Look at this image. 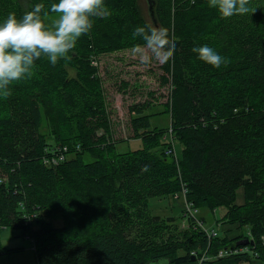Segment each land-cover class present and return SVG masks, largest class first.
<instances>
[{
  "label": "trees",
  "instance_id": "trees-1",
  "mask_svg": "<svg viewBox=\"0 0 264 264\" xmlns=\"http://www.w3.org/2000/svg\"><path fill=\"white\" fill-rule=\"evenodd\" d=\"M55 2L0 0V20L40 4L49 25ZM148 4L151 22L139 0H104L109 15L92 17L65 57L53 65L42 56L0 98V225L28 234L36 264L264 262V0L227 18L208 0ZM154 23L174 46L161 64L168 99L129 107L131 139L142 144L119 152L99 55L142 43L135 27ZM203 44L228 62L213 68L196 59L191 49ZM158 113L169 126L151 125ZM56 149L64 159L46 164ZM183 185L197 209L224 207L222 222L238 233L211 236L191 217L180 228L175 216L149 212V198L180 196ZM246 238L252 242H240Z\"/></svg>",
  "mask_w": 264,
  "mask_h": 264
},
{
  "label": "rangeland",
  "instance_id": "rangeland-1",
  "mask_svg": "<svg viewBox=\"0 0 264 264\" xmlns=\"http://www.w3.org/2000/svg\"><path fill=\"white\" fill-rule=\"evenodd\" d=\"M148 2L149 0H139L143 15L148 22H151L153 16ZM55 18V13L47 15L49 25ZM155 24H153L154 29L162 31ZM133 49L134 47L109 53L100 58L102 83L111 116V132H113L115 140H123L116 143V150L119 152L141 147L142 144L139 138L131 139L133 131L129 122V107L142 103L145 99L154 105L164 104L169 95L168 84L160 83L162 63L154 61L143 50L137 52ZM150 123L152 126L167 127L170 124V119L167 113H158L150 117ZM98 132H102V130L100 129ZM241 198L242 190L240 188L237 191V201L241 202ZM182 208H184L183 195L151 197L148 200V210L152 215L175 216L180 228H185L188 224V217H191L195 224L201 225L203 230L208 233L215 234L217 231V234L223 235L224 232H227V235L231 236L238 233L233 225L222 222V215L226 210L224 207H217L215 211L201 207L193 210V215H190L186 210L189 215L181 217ZM200 216L203 217L204 222L199 220ZM59 223V221H54L55 225H59ZM240 230L245 232L246 228L242 227ZM8 249L17 250L6 253L5 251ZM0 264H36L33 242L28 234L23 235L20 230L11 227L0 228ZM241 264H264V262L252 258Z\"/></svg>",
  "mask_w": 264,
  "mask_h": 264
},
{
  "label": "clouds",
  "instance_id": "clouds-1",
  "mask_svg": "<svg viewBox=\"0 0 264 264\" xmlns=\"http://www.w3.org/2000/svg\"><path fill=\"white\" fill-rule=\"evenodd\" d=\"M208 3L223 18L249 11L248 0H208ZM105 9L104 0H56L50 9L56 14L51 25L44 23L40 4L19 18L9 13L0 20V98L9 97L13 82L31 75L35 62L42 56L53 65L65 57L91 30L92 17L109 15ZM132 35L142 41L133 50H143L158 63L168 60L174 51V46L165 40L164 32L147 25H137ZM191 51L196 59L213 68L228 62L227 57L208 44L194 46Z\"/></svg>",
  "mask_w": 264,
  "mask_h": 264
},
{
  "label": "built area",
  "instance_id": "built-area-1",
  "mask_svg": "<svg viewBox=\"0 0 264 264\" xmlns=\"http://www.w3.org/2000/svg\"><path fill=\"white\" fill-rule=\"evenodd\" d=\"M79 146L78 145H76V148H78ZM67 148L64 146L63 147V149L62 150H66ZM165 152L166 153H168V154H173L174 156L176 155L175 154V151H173L170 147H167L166 149H165ZM60 155H61V158H60ZM64 159V154H63V152H60V151H58L57 152V149H56V151H54L51 155H50V157H45L44 158V162L46 163V164H48V163H50V162H53L54 164H57V163H59L60 161H62ZM186 187L183 185L182 186V195H183V203H184V209H185V216L186 215H189V214H187V211L186 210H188L189 211V213H190V215H193V210H197V208H195L194 206H193V204H192V202H190V201H188V200H186V198H185V193H186ZM192 213V214H191ZM213 232H215V231H213ZM209 235H211V236H214V235H216V233L215 234H212V233H208ZM226 252V251H225ZM224 252H223V250H220V252H219V254H223Z\"/></svg>",
  "mask_w": 264,
  "mask_h": 264
},
{
  "label": "water",
  "instance_id": "water-1",
  "mask_svg": "<svg viewBox=\"0 0 264 264\" xmlns=\"http://www.w3.org/2000/svg\"><path fill=\"white\" fill-rule=\"evenodd\" d=\"M150 6H151V5H150ZM150 12H151V15L153 16L154 14H153V10H152V9L150 10ZM153 20H154V16H153ZM240 242L243 243V244H247V243H251L252 240L246 238V239H244V240H242V241H240ZM151 264H159V263H157V262H153V263H151Z\"/></svg>",
  "mask_w": 264,
  "mask_h": 264
},
{
  "label": "crops",
  "instance_id": "crops-1",
  "mask_svg": "<svg viewBox=\"0 0 264 264\" xmlns=\"http://www.w3.org/2000/svg\"><path fill=\"white\" fill-rule=\"evenodd\" d=\"M116 52H117V51H116ZM111 53H113V52H111ZM106 54H109V53L100 54L99 56H100V58H101L102 55H106ZM99 67H100V69H99V73H100V75H101V77H102L101 59H100V62H99ZM1 227H3V226L0 225V228H1Z\"/></svg>",
  "mask_w": 264,
  "mask_h": 264
}]
</instances>
